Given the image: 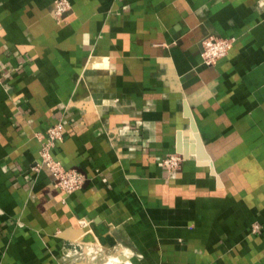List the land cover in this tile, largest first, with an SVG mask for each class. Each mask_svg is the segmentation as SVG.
Returning <instances> with one entry per match:
<instances>
[{"label": "crops", "instance_id": "0c3cea01", "mask_svg": "<svg viewBox=\"0 0 264 264\" xmlns=\"http://www.w3.org/2000/svg\"><path fill=\"white\" fill-rule=\"evenodd\" d=\"M70 2L0 0V264H264V0Z\"/></svg>", "mask_w": 264, "mask_h": 264}, {"label": "built area", "instance_id": "2783aa9c", "mask_svg": "<svg viewBox=\"0 0 264 264\" xmlns=\"http://www.w3.org/2000/svg\"><path fill=\"white\" fill-rule=\"evenodd\" d=\"M71 9L70 0H55L54 12L57 16H61ZM236 41L235 35H208L202 40L201 56L206 64H214L218 59L226 56ZM64 122L62 120L55 121L50 124L45 136L42 140L40 148V158L32 165V169L41 170L47 166L57 185L65 192L70 193L80 188L85 181V174L76 168L66 167L60 159L56 158L52 153V148L57 141L63 139ZM183 156L179 152H171L164 155L160 159V164L169 171L177 170ZM258 223L253 224L256 230Z\"/></svg>", "mask_w": 264, "mask_h": 264}, {"label": "rangeland", "instance_id": "374dc122", "mask_svg": "<svg viewBox=\"0 0 264 264\" xmlns=\"http://www.w3.org/2000/svg\"><path fill=\"white\" fill-rule=\"evenodd\" d=\"M113 254H115L113 256L117 257L116 258L117 259L116 262L112 261V257L108 256V258H107V262L108 263H106L105 261H102L99 264H124V261H123L124 258H123V256H121V252H117V253L113 252ZM92 263L96 264V262H92Z\"/></svg>", "mask_w": 264, "mask_h": 264}, {"label": "bare ground", "instance_id": "6f19581e", "mask_svg": "<svg viewBox=\"0 0 264 264\" xmlns=\"http://www.w3.org/2000/svg\"><path fill=\"white\" fill-rule=\"evenodd\" d=\"M93 61V60H92Z\"/></svg>", "mask_w": 264, "mask_h": 264}]
</instances>
